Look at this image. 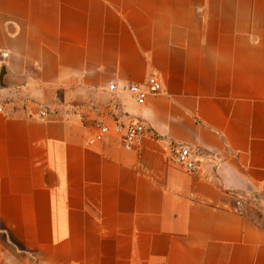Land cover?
<instances>
[{"label":"crops","instance_id":"0c3cea01","mask_svg":"<svg viewBox=\"0 0 264 264\" xmlns=\"http://www.w3.org/2000/svg\"><path fill=\"white\" fill-rule=\"evenodd\" d=\"M0 106V264H264V0H0Z\"/></svg>","mask_w":264,"mask_h":264},{"label":"built area","instance_id":"2783aa9c","mask_svg":"<svg viewBox=\"0 0 264 264\" xmlns=\"http://www.w3.org/2000/svg\"><path fill=\"white\" fill-rule=\"evenodd\" d=\"M6 53H3V56H6ZM128 91L134 97V100L137 104H142L148 94H155L161 90V83L155 77H149L146 81V86L144 89L140 88L138 85H130L128 86ZM109 91H114L115 86L110 84L108 86ZM0 106V112H1ZM43 115V112H40ZM95 130V139L100 140L104 136H106L110 132L109 126L97 122L94 124ZM114 130L120 136L121 143L124 147H132L137 141L141 138L145 131V127L143 123L139 120L132 121L127 125H122L116 123L114 126ZM174 160L182 165L186 170L192 171L194 169L193 162L189 159V150L185 146H180L178 148L177 153L175 154Z\"/></svg>","mask_w":264,"mask_h":264}]
</instances>
